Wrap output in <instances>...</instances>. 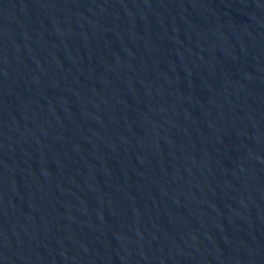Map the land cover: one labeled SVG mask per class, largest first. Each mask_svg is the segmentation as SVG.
Returning <instances> with one entry per match:
<instances>
[{
    "label": "water",
    "instance_id": "water-1",
    "mask_svg": "<svg viewBox=\"0 0 264 264\" xmlns=\"http://www.w3.org/2000/svg\"><path fill=\"white\" fill-rule=\"evenodd\" d=\"M0 264H264V0H0Z\"/></svg>",
    "mask_w": 264,
    "mask_h": 264
}]
</instances>
